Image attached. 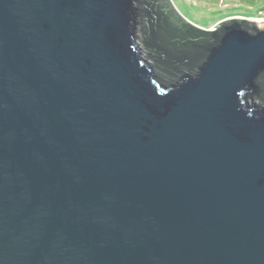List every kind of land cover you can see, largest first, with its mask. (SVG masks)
Listing matches in <instances>:
<instances>
[{
    "label": "water",
    "instance_id": "1",
    "mask_svg": "<svg viewBox=\"0 0 264 264\" xmlns=\"http://www.w3.org/2000/svg\"><path fill=\"white\" fill-rule=\"evenodd\" d=\"M0 264H264V21L0 0Z\"/></svg>",
    "mask_w": 264,
    "mask_h": 264
},
{
    "label": "rangeland",
    "instance_id": "2",
    "mask_svg": "<svg viewBox=\"0 0 264 264\" xmlns=\"http://www.w3.org/2000/svg\"><path fill=\"white\" fill-rule=\"evenodd\" d=\"M192 25L210 30L230 18L264 21V0H171Z\"/></svg>",
    "mask_w": 264,
    "mask_h": 264
},
{
    "label": "bare ground",
    "instance_id": "3",
    "mask_svg": "<svg viewBox=\"0 0 264 264\" xmlns=\"http://www.w3.org/2000/svg\"><path fill=\"white\" fill-rule=\"evenodd\" d=\"M259 21V20H258ZM263 21V20H262Z\"/></svg>",
    "mask_w": 264,
    "mask_h": 264
}]
</instances>
